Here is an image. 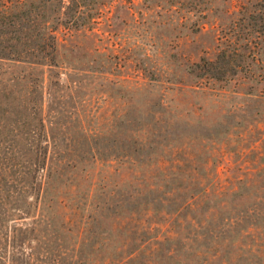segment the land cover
Listing matches in <instances>:
<instances>
[{
  "label": "rangeland",
  "instance_id": "rangeland-1",
  "mask_svg": "<svg viewBox=\"0 0 264 264\" xmlns=\"http://www.w3.org/2000/svg\"><path fill=\"white\" fill-rule=\"evenodd\" d=\"M0 264H264V0H0Z\"/></svg>",
  "mask_w": 264,
  "mask_h": 264
},
{
  "label": "trees",
  "instance_id": "trees-1",
  "mask_svg": "<svg viewBox=\"0 0 264 264\" xmlns=\"http://www.w3.org/2000/svg\"><path fill=\"white\" fill-rule=\"evenodd\" d=\"M75 1V0H74Z\"/></svg>",
  "mask_w": 264,
  "mask_h": 264
}]
</instances>
